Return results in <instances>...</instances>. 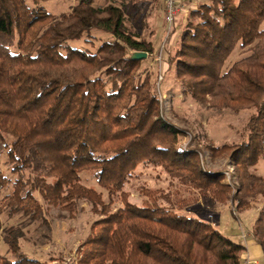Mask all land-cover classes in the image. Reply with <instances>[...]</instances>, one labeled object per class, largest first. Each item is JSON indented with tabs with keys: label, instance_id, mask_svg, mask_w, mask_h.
Returning <instances> with one entry per match:
<instances>
[{
	"label": "trees",
	"instance_id": "16d2710c",
	"mask_svg": "<svg viewBox=\"0 0 264 264\" xmlns=\"http://www.w3.org/2000/svg\"><path fill=\"white\" fill-rule=\"evenodd\" d=\"M42 1L0 0V142L15 175L0 170V195L11 186L0 215L21 217L0 222L12 256L0 255V264H70L24 253L23 229L37 222L45 231L51 207L72 216L85 201L97 218L73 264H241L245 245L212 220L217 203L230 202L236 216L264 196L254 170L264 159V0L200 1L162 57L161 79L173 70L182 94L218 109L252 110L239 142L206 145L213 155L228 154L235 186L203 165L198 148H184L183 132L160 114L157 77L142 66L158 52L148 0H77L59 14ZM95 31L111 38L97 42ZM74 40L84 45L72 47ZM236 47L248 53L223 69ZM135 51L147 57L132 59ZM139 167L161 169L178 191L140 185L144 199L130 202L124 187ZM82 172L106 199L82 183ZM199 201L204 209L186 210ZM249 232L264 254V202Z\"/></svg>",
	"mask_w": 264,
	"mask_h": 264
},
{
	"label": "rangeland",
	"instance_id": "374dc122",
	"mask_svg": "<svg viewBox=\"0 0 264 264\" xmlns=\"http://www.w3.org/2000/svg\"><path fill=\"white\" fill-rule=\"evenodd\" d=\"M76 1L77 0H46L40 2V5L49 12L59 14L68 11L70 6ZM105 1L106 0H98L96 3L97 5H101ZM163 2L164 0H148L145 3L148 10L151 8L153 9L148 16V23L150 26H154L155 23L156 27V38H153V36L151 37L153 41L158 40V38L161 37L163 27L161 10ZM93 34L95 35L97 42L111 38L110 35L102 33L101 31H95ZM162 41L163 39L161 38V41H159L160 43L158 44L159 46L157 45L158 52ZM78 42L79 41L75 40L70 41V45L72 47H78ZM79 43L84 45L82 40H80ZM158 52L152 59L147 58L146 61H142V66L152 68L157 77L155 88L158 99L159 94L162 96L161 101H159L160 114L166 121L170 122L183 132V135H181L180 138V143L182 145L185 144L186 147L199 149V159L206 168L211 171H221L225 175V182H227V175L225 172L231 171L232 173L229 182L235 186L237 183L233 176L234 169L228 154L218 153L213 155L210 153L209 149L206 148V145H221L223 143L239 142L242 137L243 126L252 110L245 109L239 112H234L224 108L218 109L200 104L194 101L189 95L182 94L181 88L175 80L173 70H171L165 78L159 79V75L163 74L164 71V60L162 59L164 54L158 59ZM247 53L246 50L236 47L225 61L223 69H226L233 61ZM5 159V149L0 142V170L3 171L6 176L14 179L15 175L10 173ZM254 170L256 174L264 178L263 158L258 161ZM137 171L140 173L139 177L132 178V180L124 187V190L129 192L128 200L130 202L141 204L144 199L145 196H142L139 192L140 185L158 191H171L172 189L178 191V183L173 181V187H171L168 176L161 169L139 167ZM81 177L82 183L87 186H93L98 191L103 192L104 199H106V191L97 186L91 173L82 172ZM174 186L177 188H174ZM10 190L11 186L9 185L7 190L1 192L0 197ZM180 191L182 195H188V192H185L183 189ZM35 194L38 196L37 193ZM160 202L166 204L163 201ZM262 202H264V196H260L256 201H253L247 209L237 213L236 216L232 214L233 207L230 202L224 205L217 203L214 211H220L218 213V218L211 220L214 222L215 220L217 221V226L222 232L230 233L234 228L239 232L242 231L246 234L256 216V210ZM119 205H121L120 202L114 204L115 207ZM90 207V204L86 201L81 202L72 216H69L65 211H60L57 208L51 207L46 213L49 228L45 231L49 234V237L46 239L40 238V233L45 232V228H38L37 222H33L23 229L25 231L26 239L21 240V250L27 255L37 257L41 260H47L50 256H54L62 259L65 263L73 264L74 259L80 257V253H76L77 248L88 234L91 222L97 218V215L91 211ZM194 209H204L202 202L199 201L197 204L186 208L189 212H194ZM214 211L213 213H215ZM20 220L21 217L19 215L8 217L5 212L0 215L2 227L17 224ZM234 239L238 240L236 237ZM0 255L12 258L7 249V245L1 240V238Z\"/></svg>",
	"mask_w": 264,
	"mask_h": 264
},
{
	"label": "crops",
	"instance_id": "0c3cea01",
	"mask_svg": "<svg viewBox=\"0 0 264 264\" xmlns=\"http://www.w3.org/2000/svg\"><path fill=\"white\" fill-rule=\"evenodd\" d=\"M187 2V1H185ZM200 2V1H197V3ZM162 24H163V27H162V33H161V37L158 38V40H155L153 41L154 44L156 45V48L158 49L157 45L160 43L159 41H161V38L163 39L164 36H165V20H164V2H163V7H162ZM186 16H187V10H184L182 11L178 18H177V22H176V27H175V31L169 36L168 38V42L166 44V48H167V51L171 50L172 47L174 46L175 44V41L179 35V31L181 29V26L184 24L185 20H186ZM155 19V18H153ZM151 29L154 30V34H153V38H156V27H155V23H154V26H151ZM153 40V39H152ZM159 46V45H158ZM164 54V55H163ZM162 57L163 59L165 60L166 57H167V52L165 50L164 53H162ZM163 64H164V70H166L167 68V64L165 61H163ZM161 68H162V64H161ZM218 218V217H217ZM216 224L218 225L217 221H216ZM219 228V227H218ZM251 229V227H249V230L248 232L245 234V238L243 239L242 238V231L239 232L237 229H232V231L230 233H227V232H223L224 234L232 237V238H238V241L242 242L246 249L244 251V253L242 254V257L243 256H249L251 257L252 259L256 260V263L257 264H264V254L260 248V246L256 243V241L252 238V235L251 233L249 232ZM219 230H221L219 228Z\"/></svg>",
	"mask_w": 264,
	"mask_h": 264
},
{
	"label": "built area",
	"instance_id": "2783aa9c",
	"mask_svg": "<svg viewBox=\"0 0 264 264\" xmlns=\"http://www.w3.org/2000/svg\"><path fill=\"white\" fill-rule=\"evenodd\" d=\"M187 1V2H185ZM197 1L202 0H164V20H165V36L159 47V55L158 59L162 56V53L165 52V45L168 42L169 36L175 31L176 22L179 14L184 11L188 10L191 7H194L197 4ZM199 3V2H198ZM159 79H161V74L159 75ZM161 94H159V101H161ZM184 148L186 147L185 144L182 145ZM231 171H226L225 174L227 175V182L230 183L231 178ZM242 238H245V233L242 232ZM242 261L241 264H257L256 260L252 259L249 256L241 257Z\"/></svg>",
	"mask_w": 264,
	"mask_h": 264
},
{
	"label": "water",
	"instance_id": "95a60500",
	"mask_svg": "<svg viewBox=\"0 0 264 264\" xmlns=\"http://www.w3.org/2000/svg\"><path fill=\"white\" fill-rule=\"evenodd\" d=\"M147 57V53L143 51H135L132 53L131 58L132 59H143Z\"/></svg>",
	"mask_w": 264,
	"mask_h": 264
}]
</instances>
